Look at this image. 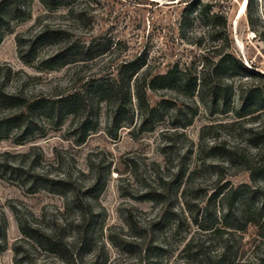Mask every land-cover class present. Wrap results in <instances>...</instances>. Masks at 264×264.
<instances>
[{
    "label": "trees",
    "instance_id": "1",
    "mask_svg": "<svg viewBox=\"0 0 264 264\" xmlns=\"http://www.w3.org/2000/svg\"><path fill=\"white\" fill-rule=\"evenodd\" d=\"M39 1L49 11L65 8L77 24H92L93 0ZM253 4V0H247L252 24ZM229 13L230 6L215 0H187L181 16L184 20L195 16L205 26V33L192 40L194 45L203 46V52L189 61L171 64L164 72L153 71L144 53L114 58L115 42L102 32L81 39L70 28L49 23L38 24L27 35L17 34L19 57L40 71L74 64L80 68L75 71V84L31 92L27 86H7L14 74H28L0 66V144L7 140L16 145L29 143L44 137L51 128L62 127L71 117L68 135L81 145L96 131L103 107L108 134L114 138L125 126L134 125L145 132L155 130L161 120L169 121L170 127L162 133L168 150L166 163L171 161L169 154L175 152L177 165L167 174L159 171L155 181L138 196L156 203L157 214L142 222L133 213L134 208H128L129 234L108 235L128 261L113 264H164L170 252L167 238L189 234L193 225L208 227L221 222L246 227L254 221L259 222L260 229L247 243H239L230 232L216 237L195 231L186 237L169 264H264V74L246 65L234 51ZM30 16L27 0H0V43L15 21ZM50 46L56 48L42 56L41 50ZM96 60L102 61L103 68L88 73ZM252 80H260L261 84ZM149 91L173 92L177 96L151 103ZM234 96L238 99L237 108L232 109L234 119L207 124L202 134L205 130H233L242 135L243 142L231 144L230 134L224 138L215 135L210 140L202 135L196 148L175 149L185 136L183 130L194 121L199 100L211 113L220 109L228 112ZM37 150V145H32L27 152H0V178L20 181L30 193L46 189L70 194L77 213L72 220L57 219L48 226H33L18 216L24 237L55 261H36L30 257V249L19 244L14 248L15 264H108L103 247L98 246L96 235L102 222L92 204L107 184L101 168L87 185L70 177L54 178L38 170L42 155ZM193 157L197 161L190 164ZM227 169L235 175L248 171L250 181L234 183L226 176ZM207 173L213 175V181L204 188V183L197 180ZM1 231L0 224V253L5 241Z\"/></svg>",
    "mask_w": 264,
    "mask_h": 264
},
{
    "label": "rangeland",
    "instance_id": "2",
    "mask_svg": "<svg viewBox=\"0 0 264 264\" xmlns=\"http://www.w3.org/2000/svg\"><path fill=\"white\" fill-rule=\"evenodd\" d=\"M186 1L93 0L91 3L93 21L91 25L85 26L75 23L66 14L65 8L49 11L39 0H27L31 16L15 21L0 43V66L5 68L7 65L15 71L22 70L29 77L14 74L7 86H27V90L38 92L75 84L78 78L75 71L80 68L74 64L60 69L40 71L34 65L25 64L20 59L17 34L27 35L36 29L38 24L44 23L70 28V32L81 39H90L102 32L115 42L114 58L133 57L144 53L147 54L152 70L156 72H164L175 62L189 61L203 52V46L194 45L192 40L196 35L204 34L206 29L195 16L187 20L182 18L181 11ZM215 1L230 6L231 37L236 54L246 65H253L264 74V0H253V24L250 23L247 9L239 16L243 0ZM55 48L56 46H50L42 49L40 53L44 56ZM101 62L94 61L87 72L93 73L102 69L104 65ZM83 74L85 71L80 76ZM261 80L264 82V78ZM252 81L254 84H261L260 80ZM235 93L237 94V91ZM148 96L151 103H155L162 97L171 98L177 95L167 91L157 93L149 91ZM198 102L199 108L194 121L183 130L185 136L176 143V150L184 147L183 150L188 147L196 148L202 141V135L206 140H210L215 135L224 138L230 134L231 138L228 140L231 144L243 142L242 135L233 130H205L202 134V127L207 124L231 122L234 119L232 109L238 106L236 96L228 112L220 109L211 113L200 100ZM134 104L137 110L136 99ZM71 122L72 119L69 117L62 127L51 128L44 137H38L23 145H16L10 140L3 141L0 144V152H27L32 145H37V152L42 155L39 171L54 178L65 176L76 179L80 185L89 184L97 174V169L101 168L107 184L98 198L92 199L102 222V227L101 225L98 227L96 235L98 246L103 247L104 257L109 258L108 264L117 261L128 262L126 256L108 239V235L129 234L130 228L126 222L128 208L133 207V213L142 222L157 214L156 203L140 200L138 196L148 184L155 181L154 178L159 171L164 175L172 166L177 165L175 152L169 154L171 161L166 163V139L162 133L170 127L169 121L161 120L155 130L145 132L139 131L134 125L125 126L114 138L108 134L107 112L103 107L96 131L81 145H77L68 135ZM196 161L197 158L193 157L190 164ZM225 174L234 183L250 181L248 171L235 175L233 170L227 169ZM212 181L213 175L210 173L203 174L197 180L198 183H204V188H209ZM76 213L70 202V194H58L46 189L30 193L20 181L0 178V224L1 235L5 237L4 248L0 253V264H15L14 248L19 244L29 248L30 257L36 261H55L53 256L33 247L29 239L24 237L19 228L18 216L33 226H48L57 219L72 220ZM259 229L260 224L257 221L246 227L227 226L221 222H214L208 227L193 225L189 234L182 233L167 238L170 252L164 258V264H169L175 259L186 237L195 231L216 237L230 232L239 243H247L257 235Z\"/></svg>",
    "mask_w": 264,
    "mask_h": 264
},
{
    "label": "bare ground",
    "instance_id": "3",
    "mask_svg": "<svg viewBox=\"0 0 264 264\" xmlns=\"http://www.w3.org/2000/svg\"><path fill=\"white\" fill-rule=\"evenodd\" d=\"M246 4H247V0H243L242 1V4H241V7L239 8V16L242 15L246 9Z\"/></svg>",
    "mask_w": 264,
    "mask_h": 264
}]
</instances>
